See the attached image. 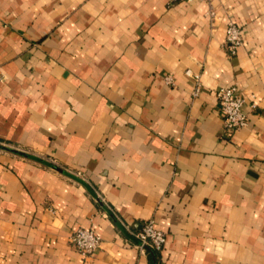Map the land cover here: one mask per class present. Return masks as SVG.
I'll use <instances>...</instances> for the list:
<instances>
[{
	"label": "crops",
	"instance_id": "crops-1",
	"mask_svg": "<svg viewBox=\"0 0 264 264\" xmlns=\"http://www.w3.org/2000/svg\"><path fill=\"white\" fill-rule=\"evenodd\" d=\"M0 143V264H264V0H0Z\"/></svg>",
	"mask_w": 264,
	"mask_h": 264
},
{
	"label": "built area",
	"instance_id": "built-area-1",
	"mask_svg": "<svg viewBox=\"0 0 264 264\" xmlns=\"http://www.w3.org/2000/svg\"><path fill=\"white\" fill-rule=\"evenodd\" d=\"M210 15L215 17V9L210 10ZM226 43L232 53L244 43L243 30L234 21H229L226 27ZM190 73V70H187ZM220 107L224 112V125L228 131H235L249 123L250 109H247V98L239 91L236 85L221 86L216 91ZM256 103H249L254 109ZM142 248L150 246L161 250L167 241L166 231L156 227L153 219L146 221L137 232ZM71 241L77 250L84 255H93L101 246L102 236L92 228L80 227L71 235Z\"/></svg>",
	"mask_w": 264,
	"mask_h": 264
},
{
	"label": "water",
	"instance_id": "water-1",
	"mask_svg": "<svg viewBox=\"0 0 264 264\" xmlns=\"http://www.w3.org/2000/svg\"><path fill=\"white\" fill-rule=\"evenodd\" d=\"M0 147L6 148V149L15 150V151H18L19 153H22V154L27 155V156H29V157H33V158H36V159H40L39 157H37V156H35V155H33V154L26 153V152L20 151V150H18V149H14V148L9 147V146H7V145H4V144H2V143H0Z\"/></svg>",
	"mask_w": 264,
	"mask_h": 264
}]
</instances>
